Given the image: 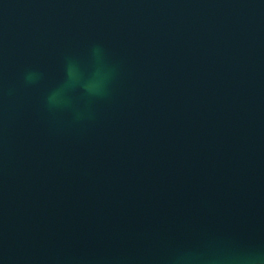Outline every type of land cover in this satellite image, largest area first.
Here are the masks:
<instances>
[{
    "label": "water",
    "instance_id": "1",
    "mask_svg": "<svg viewBox=\"0 0 264 264\" xmlns=\"http://www.w3.org/2000/svg\"><path fill=\"white\" fill-rule=\"evenodd\" d=\"M258 252L264 0H0V264Z\"/></svg>",
    "mask_w": 264,
    "mask_h": 264
},
{
    "label": "clouds",
    "instance_id": "2",
    "mask_svg": "<svg viewBox=\"0 0 264 264\" xmlns=\"http://www.w3.org/2000/svg\"><path fill=\"white\" fill-rule=\"evenodd\" d=\"M94 50H98V48H95ZM69 64L71 63V58L67 59ZM26 81L28 82H35L36 79H38L37 73H28L25 77ZM103 93L99 94L102 95ZM188 257H180L178 258V264L179 262L188 260ZM228 261V264H264V252H258V253H250L242 256H236V257H228L226 258Z\"/></svg>",
    "mask_w": 264,
    "mask_h": 264
}]
</instances>
